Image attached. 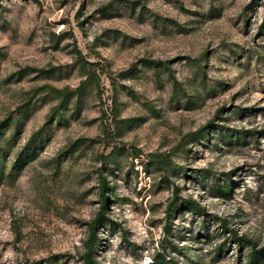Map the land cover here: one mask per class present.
<instances>
[{
  "label": "rangeland",
  "instance_id": "rangeland-1",
  "mask_svg": "<svg viewBox=\"0 0 264 264\" xmlns=\"http://www.w3.org/2000/svg\"><path fill=\"white\" fill-rule=\"evenodd\" d=\"M126 1L0 0V264H81L99 210L97 264L264 246V0Z\"/></svg>",
  "mask_w": 264,
  "mask_h": 264
},
{
  "label": "trees",
  "instance_id": "trees-1",
  "mask_svg": "<svg viewBox=\"0 0 264 264\" xmlns=\"http://www.w3.org/2000/svg\"><path fill=\"white\" fill-rule=\"evenodd\" d=\"M126 4L133 5L134 1H128L127 0ZM144 63H146V64L148 63L151 65H158L159 64L158 61H147V60H145ZM10 123H11V118H9V117L0 121V154L5 152L4 147L1 144V140H2V136H3L5 129L10 125ZM15 123H16L15 128L21 124V122H19V121L15 122ZM240 132L245 133V131H240ZM240 132H237V133H240ZM206 133H207V130L204 131L203 133L201 132V130H199L196 133H191L189 136L193 139H196V140L200 137L205 139ZM231 135L232 134H228L227 136H225L224 137L225 141L230 139V137H232ZM149 161H150L151 165H154L158 169H163V170L169 169L171 172H173L175 170V168L178 167L175 164H173L168 158L155 157ZM178 169H182V167H179ZM1 173H2V165L0 164V174ZM101 183H102V190H101V192H102L103 190H105L106 187L104 186L105 185L104 181H101ZM217 190L221 192V193L219 192L221 195H224L223 194L224 191L222 192V189H217ZM106 201H107V198L104 197V195L101 193V205H102V207H105ZM178 204L182 205V207H184L187 211H189L193 214L202 215L205 213L204 208L196 200H193V199L177 202V200L175 198L171 202L170 210L172 211L173 207H175ZM176 208L177 207H175V209ZM104 219H105V216H104L103 212L99 210L97 212L96 216L89 223V235H88L87 240L85 242V251L81 255V261H82L81 264H97V262L94 258L95 247L98 243V239L96 236V229L98 228V226L100 224L103 223ZM223 229L230 233L229 240H231L233 243H235L239 249H240L241 245L243 244V242L248 245V249H250V252L248 254V257L246 259L245 264H264V246L256 249L253 242L247 240L246 238H244L242 236H238L237 234H235V232L229 230L226 226H223ZM152 264H170V262L168 260H166V257L158 255L157 259H154Z\"/></svg>",
  "mask_w": 264,
  "mask_h": 264
}]
</instances>
